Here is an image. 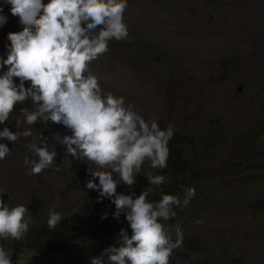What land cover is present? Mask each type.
Here are the masks:
<instances>
[{"label": "rangeland", "instance_id": "374dc122", "mask_svg": "<svg viewBox=\"0 0 264 264\" xmlns=\"http://www.w3.org/2000/svg\"><path fill=\"white\" fill-rule=\"evenodd\" d=\"M4 15L8 22L0 27V56L6 58L7 33L22 25L19 17ZM125 18L129 38L110 42V51L91 69L106 91L124 96L146 120L158 121L161 128L175 126L171 145L186 166L176 162L163 174L183 179L181 198L188 187L197 194L175 209L174 218L161 221L172 229L173 239L175 226L183 231L182 246L170 259L173 264H264V0H128ZM16 113L6 122L12 131L15 120H23ZM28 127L23 123L20 130ZM32 131L55 143L61 171L54 166L26 175L24 157L37 159L24 147L31 137L14 145L0 140L12 149L0 161L5 202L28 205L36 229L42 223L38 214L55 206L89 232L90 246L121 227L130 230L123 215L120 221L113 218L109 200L97 202L98 193L86 188L87 169L94 166L65 156L59 133L53 137L41 123ZM149 172L157 174L146 162L135 185L138 192L144 183L151 187ZM118 191L131 189L121 185ZM94 224L108 234L97 233ZM28 252L18 248L10 254L15 264H33ZM44 259L51 264V255ZM62 261L67 264V257Z\"/></svg>", "mask_w": 264, "mask_h": 264}, {"label": "clouds", "instance_id": "9594fccd", "mask_svg": "<svg viewBox=\"0 0 264 264\" xmlns=\"http://www.w3.org/2000/svg\"><path fill=\"white\" fill-rule=\"evenodd\" d=\"M10 5L13 16L19 17L22 30L8 32L6 58L0 56V140L17 144L31 137L24 145L37 159L26 155L25 174L36 176L57 165L55 143L42 132L34 134L38 123L62 125L71 132L61 143L65 156L87 161L90 179L86 188L98 193L97 202L104 199L115 206L112 216L121 215L128 228L121 227L113 245L106 247L91 264H170V257L183 243V231L162 223L176 216L175 209L188 205L196 197V189L188 187L183 198L161 190L159 200L150 196L166 185L163 174L170 157L169 143L175 126L161 128L156 120H146L122 95L104 89L101 77L91 65L110 51V42L129 38L125 12L128 0H3ZM0 6V27L7 16ZM21 107L19 114L15 109ZM16 131L6 125L13 113ZM29 127L20 130V125ZM55 133L53 137H55ZM12 154L7 143H0V161ZM71 164V160L65 159ZM156 170L145 176L148 184L138 192V177L142 166ZM98 180V183H97ZM123 185L131 189L118 191ZM135 186V187H134ZM5 193L0 188V194ZM28 205H10L0 195V241L26 242L32 223ZM104 212L101 219H106ZM65 219L55 206L48 212L50 231ZM102 220L98 222H103ZM99 225V224H98ZM14 252V249L12 250ZM0 264H14L12 255L0 243Z\"/></svg>", "mask_w": 264, "mask_h": 264}, {"label": "trees", "instance_id": "16d2710c", "mask_svg": "<svg viewBox=\"0 0 264 264\" xmlns=\"http://www.w3.org/2000/svg\"><path fill=\"white\" fill-rule=\"evenodd\" d=\"M1 6H3L4 8L3 14H11L10 5L3 4ZM20 106L25 107L26 105ZM41 124L45 132L46 130L48 131L47 133H59L61 137H63L69 132V130H67L62 125L52 124L51 122H49V125L43 123ZM169 148L170 157L168 160L167 168H173L176 162V165L180 164L179 167L186 166L184 159H182L177 151L172 147L171 141L169 143ZM181 171H183V169H181ZM56 173L59 172L56 171ZM176 180H178L177 177H175L174 180L171 177H168L169 182L166 185L162 186V189H158L156 192H154L150 196V199L159 200L161 190L166 194L179 195V187H181L183 179H180V181ZM38 216L42 223L39 224L37 229L35 228V225L31 223L26 242L13 241L11 239H8L7 241H0V243L4 244L6 250L9 251V254L13 249L25 248L29 249L26 258H28L29 261L33 264H46L44 258L45 255L48 254L51 255L52 258L51 264H62V259L65 256L68 259L67 264H91V259L93 257H99L103 250L106 247L110 246L114 242V239L116 240L118 238L119 231H112V234L102 240L99 239L98 243L90 246L91 243L90 241H88L89 235H87L89 232L85 228H82L75 218H71L68 220L65 217V219L57 226L55 230L50 231L47 227L48 213L43 216L38 214ZM93 228L97 233L108 234L104 231V227H102L101 225L94 224ZM76 231H79L81 235L74 234V232ZM128 231L129 234H131L130 230ZM114 233H117V235L114 236ZM71 235L78 238V241L73 239ZM85 237L87 239V242L85 241L84 244H80L79 241H81ZM103 259L105 260V264H107V257H104ZM13 262L14 264L18 263V261L14 259ZM170 264H173L172 259H170Z\"/></svg>", "mask_w": 264, "mask_h": 264}]
</instances>
